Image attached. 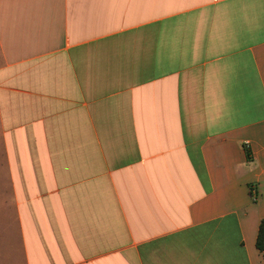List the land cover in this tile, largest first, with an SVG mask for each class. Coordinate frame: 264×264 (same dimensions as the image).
<instances>
[{"label": "crops", "instance_id": "1", "mask_svg": "<svg viewBox=\"0 0 264 264\" xmlns=\"http://www.w3.org/2000/svg\"><path fill=\"white\" fill-rule=\"evenodd\" d=\"M262 219L264 0H0V264H264Z\"/></svg>", "mask_w": 264, "mask_h": 264}, {"label": "trees", "instance_id": "2", "mask_svg": "<svg viewBox=\"0 0 264 264\" xmlns=\"http://www.w3.org/2000/svg\"><path fill=\"white\" fill-rule=\"evenodd\" d=\"M255 247L259 252L264 253V219H262L258 225L257 235L255 239Z\"/></svg>", "mask_w": 264, "mask_h": 264}]
</instances>
